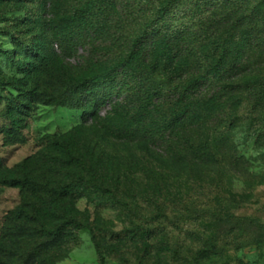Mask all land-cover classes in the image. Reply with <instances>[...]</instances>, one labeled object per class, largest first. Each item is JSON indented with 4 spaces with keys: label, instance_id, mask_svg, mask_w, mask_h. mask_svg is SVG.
Returning <instances> with one entry per match:
<instances>
[{
    "label": "rangeland",
    "instance_id": "obj_1",
    "mask_svg": "<svg viewBox=\"0 0 264 264\" xmlns=\"http://www.w3.org/2000/svg\"><path fill=\"white\" fill-rule=\"evenodd\" d=\"M87 1L0 0V168L52 186L83 173L95 180L78 188L73 202L47 208L49 193L0 184V264H264V48L248 53L251 83L228 91L188 132L158 124L146 136L143 124L121 139L103 123L124 97L119 86H91L77 106L41 98L52 92L56 71L88 75L113 66L149 8L113 0L109 16L89 32L82 28L64 41L55 36L54 13ZM205 92L211 97L218 89L213 84ZM56 139L81 161L64 164ZM188 142L194 150H182ZM101 183L132 206L111 200L96 187ZM33 203L49 227L66 212L85 226L53 242L36 222L15 217Z\"/></svg>",
    "mask_w": 264,
    "mask_h": 264
},
{
    "label": "trees",
    "instance_id": "obj_2",
    "mask_svg": "<svg viewBox=\"0 0 264 264\" xmlns=\"http://www.w3.org/2000/svg\"><path fill=\"white\" fill-rule=\"evenodd\" d=\"M112 1L89 0L75 8L76 11L66 9L61 14L54 13L49 19L57 28L54 35L64 41L76 37L82 28L83 34L89 32L109 16L108 6ZM137 1L149 6L143 15L145 23L140 33L125 39L122 54L114 65L103 72L88 75L52 73L53 90L43 93L44 103L77 106L80 102L77 96L83 95L84 100L91 86L103 84L111 90L119 86L124 97L103 123L109 134L130 139L143 124L148 127L146 136L158 124L162 131H172L180 126L186 132L198 118L208 117L228 91L251 83L248 80L250 75L246 73L251 63L248 53L259 46L264 48V0ZM119 74L123 76L121 81ZM213 84L218 92L209 97L205 91ZM167 86L173 88L172 99L167 96ZM137 140L143 141V138ZM56 143L65 155L64 164L75 165L81 161L67 141L56 139ZM189 147L195 148L191 142L181 148L188 151ZM94 181V177L91 179L83 173L73 181L52 186L30 174L17 175L0 168V184L49 193L53 200H46L45 208L55 206L58 200L73 202L81 196L78 188L88 189ZM95 185L114 202L132 206V202L104 183ZM41 212L42 209L33 203L31 209L24 205L14 215L36 222L37 229L51 235L53 242L65 233L76 234L85 226L66 212L57 225L49 227ZM97 249L100 253L99 245Z\"/></svg>",
    "mask_w": 264,
    "mask_h": 264
}]
</instances>
